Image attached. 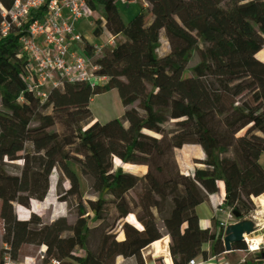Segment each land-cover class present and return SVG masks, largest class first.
<instances>
[{
	"label": "trees",
	"instance_id": "obj_1",
	"mask_svg": "<svg viewBox=\"0 0 264 264\" xmlns=\"http://www.w3.org/2000/svg\"><path fill=\"white\" fill-rule=\"evenodd\" d=\"M114 1L91 0L90 7ZM11 2L0 0V8ZM142 2L144 11L126 23L116 11L95 20V36L115 37L114 50L95 61L106 83L43 87V102L23 81L24 31L0 36V241L7 247L0 248V264L5 253L14 262L26 257L25 246L44 247L43 264H115L118 257L143 264L141 252L152 243L146 232L158 222L178 264L205 262L223 254V229L213 225L206 238L195 208L209 205L221 184L224 207L241 222L254 210L252 199L264 194V61L256 58L264 51V0ZM111 90L123 113L100 124L90 101ZM215 117L229 133L243 131L231 147L208 146L206 128ZM187 145L202 155L183 173L175 152ZM84 147L92 153L84 154ZM14 164L19 172L9 173ZM70 164L96 201L82 202ZM125 166L143 171L133 174ZM52 172L58 200L74 209L75 222L58 217L43 224L33 213L18 219L15 206L29 209L32 201H43ZM63 183L68 188L60 191ZM128 216L139 228L126 222ZM231 250L249 256L243 264H264L253 261L244 242L232 243Z\"/></svg>",
	"mask_w": 264,
	"mask_h": 264
},
{
	"label": "built area",
	"instance_id": "obj_2",
	"mask_svg": "<svg viewBox=\"0 0 264 264\" xmlns=\"http://www.w3.org/2000/svg\"><path fill=\"white\" fill-rule=\"evenodd\" d=\"M90 1L12 0L8 9L0 8L1 37H5L13 29L24 31V35L19 39L24 57L23 81L26 90L35 93L40 102L45 100V95L39 92L43 87L57 88L63 83H79L94 87L106 83V77L98 74L99 67L95 61L103 52L114 50L115 37L106 35L103 38V35H94L95 11L90 7ZM82 27L90 31L89 36L84 33ZM213 215L218 227L223 229V240L227 229L237 221H234L231 211L224 207L222 198H219ZM244 221L246 218L241 220ZM202 230L209 233L211 228L205 225L202 226ZM243 241L246 243L247 253L253 256L255 252L259 255L260 248L264 247L262 244L258 245L254 251L244 238ZM3 248L7 249L6 246ZM44 254L45 248L41 247L37 253L39 260H43ZM223 254L205 262L189 260L186 264H207L211 260L220 264ZM258 260L260 258L254 257V261ZM2 261V264H12L7 253L3 255ZM178 262V257H173V264ZM50 264L59 262L51 260Z\"/></svg>",
	"mask_w": 264,
	"mask_h": 264
},
{
	"label": "rangeland",
	"instance_id": "obj_3",
	"mask_svg": "<svg viewBox=\"0 0 264 264\" xmlns=\"http://www.w3.org/2000/svg\"><path fill=\"white\" fill-rule=\"evenodd\" d=\"M116 11L121 20L123 22L128 21L130 18L135 16L141 11H144V6L141 0H133L131 2H125L123 0H116L114 2H110L108 6L104 9H97L94 14V20H99L101 22L104 21L105 16L107 13ZM83 31L86 35H90V31L84 27ZM81 30V28H80ZM106 35L103 34V38ZM166 47L165 45L162 46V53L165 51ZM256 58L259 61H264V51H261L257 54ZM196 63V58L195 56L192 57L189 67H192ZM92 113L99 118H103L107 114H111L114 118L119 119L122 116L123 113V108L119 102L118 96L116 92H111V93H106L97 96L94 101L90 105ZM264 109V108H263ZM166 128V125L164 126ZM206 134H205V139L207 141V144L209 147H231L235 138H237V135H233L229 133L224 126L221 123V120L219 117H215L207 126L206 128ZM243 131L239 132L238 135H242ZM79 139V134L74 135L73 141H78ZM82 152L84 154H91L92 153V148L90 147H84L82 148ZM201 150L198 146L195 145H187L184 148L177 150L175 152V159L177 161V164L181 170H184L187 166L192 168L194 162L201 157ZM117 164V162H115ZM262 165L264 166V161H262ZM70 169L72 172L76 175L79 183V194L82 199L83 203H86V201H96V196L93 193V191L90 188L89 183L81 176L79 169L76 165L70 164L69 165ZM20 165L19 164H14V165H9L7 167V171L9 173H18L19 172ZM124 169L128 172H131L133 174H137L139 171H143L141 168H134L130 166H125ZM55 181H54V191H53V199L54 202L52 203L51 206L48 207L47 210H41L39 209L38 202L32 201L30 203L29 209H24L18 206H15V214L20 220H25L28 218L30 213H33L36 215L40 221L43 224H48L54 219L58 217H64L66 221L69 224H73L76 220V215L75 211L72 207H68L64 202H60L58 200L59 198V191H58V186H56L57 183V178L56 175L54 174ZM68 188V185L66 183H63L59 189L60 191H65ZM219 200L216 199L214 200V204H217L218 206ZM252 203L254 205V210L246 215L243 218H246V221L244 222H249L251 225V228L253 230V233L250 235H245L248 238L252 237H257L261 236L262 237V245L264 246V223L257 227L256 224L259 223L256 219H261L264 220V212H262L261 208L257 206L256 202L252 199ZM198 207V206H197ZM196 207V208H197ZM195 208V209H196ZM198 216H199V221L203 223L205 219H209V210L205 205L202 207L198 208ZM215 210H212V214ZM211 214V215H212ZM256 218L255 220L253 218ZM212 220L210 219L211 222V230L213 228V225H215L216 230L218 229V223L217 220L215 219L214 215H212ZM242 218V219H243ZM241 219V220H242ZM126 222L133 225L136 228H139L138 223L135 221L133 216H128L126 218ZM237 223H242L238 220ZM211 232V231H210ZM209 232V233H210ZM147 235L152 239V243L156 242L157 240L163 239L165 236H162L155 225V230L148 229L147 230ZM208 232H205V237L207 238L209 235ZM2 235V223L0 221V237ZM122 239V235H118V240ZM165 240V239H164ZM244 242L245 246L246 243ZM159 246L164 250L167 249L169 252V249L171 245H167V241L162 242L159 244ZM3 247V244L0 241V248ZM208 247V243H205V248ZM231 247V245H230ZM247 247V246H246ZM41 246L39 247H34V246H25L23 247V252L26 254V257L19 256L17 261H11L12 264H43L41 260H39V257L37 256L38 251L40 250ZM264 250V247L260 248L259 255H257V252H255V255L253 256L250 254L254 261L255 258H260L264 260V255L261 257L260 252ZM154 252V249H152L149 246H147L145 249L142 250L141 252V259L143 264H146L151 259V256ZM170 253V252H169ZM224 262L222 264H243L249 262V256L244 253L242 256L243 260L241 257H239L235 252L231 250L229 253H224L223 255ZM212 259V258H211ZM173 260V257H172ZM158 264H162L161 259H157ZM46 264H50V261L47 262ZM115 264H131L129 260L123 261L122 258L118 257L115 261Z\"/></svg>",
	"mask_w": 264,
	"mask_h": 264
},
{
	"label": "bare ground",
	"instance_id": "obj_4",
	"mask_svg": "<svg viewBox=\"0 0 264 264\" xmlns=\"http://www.w3.org/2000/svg\"><path fill=\"white\" fill-rule=\"evenodd\" d=\"M55 177H54V173L51 174V176L49 177L48 180V191L46 193L45 198L43 199V201L38 202L39 205V209L41 210H47L49 206L52 205V203L54 202L53 199V191H54V181H55ZM253 200L256 202L257 206L261 208L262 212H264V194L253 198ZM257 221H259V226H261L264 223V220L261 219H256ZM156 227L158 232L162 235L165 236L163 239L161 240H157L156 242H153L150 244V247L152 249H154V252L151 256V259L146 262V264H158L157 259H161L162 260V264H173L172 263V256L170 255V253L168 252L167 249H162L159 244H161L164 241H167V245H172V240L169 237V235L167 234L162 222H158L156 223ZM243 238L247 241L248 244L251 245V248L256 251L257 246L262 244V237L261 236H257V237H252V238H248L246 236H243ZM165 239V240H164ZM44 248V247H43ZM239 257H242L244 255L243 251H236L235 252ZM22 264V263H21Z\"/></svg>",
	"mask_w": 264,
	"mask_h": 264
},
{
	"label": "crops",
	"instance_id": "obj_5",
	"mask_svg": "<svg viewBox=\"0 0 264 264\" xmlns=\"http://www.w3.org/2000/svg\"><path fill=\"white\" fill-rule=\"evenodd\" d=\"M127 22V21H126ZM126 22H124V23H126ZM111 92H116L115 90H111V91H109V92H107V93H111ZM104 94H106V93H104ZM102 95V94H101ZM97 97V96H96ZM96 97H94L91 101H90V105H91V103L94 101V99L96 98ZM90 110H91V108H90ZM91 113H92V111H91ZM92 115H93V118H94V121H96V122H98V123H100V124H103V123H106V122H108L109 120H112V119H117V118H114L111 114H107L106 116H104L103 118H99V117H96L93 113H92ZM238 136V135H237ZM184 148V147H183ZM200 158V157H199ZM262 161H264V154H261L260 155V157H259V164L261 165V167H262V169L264 170V166L262 165ZM190 167L189 166H187L184 170H181L183 173H188V172H190ZM219 194L218 195H213V196H210V198H209V201H210V203H209V205L208 204H205V203H203V204H200L196 209H195V213H196V215H197V217H198V219H199V216H198V208H200V207H202L203 205H205L206 207H207V209L209 210V219H205V221L203 222V223H201L200 221V226L202 227V226H208V228L210 229L211 228V222H210V218L212 217V215L214 214V212H213V214H212V210H215L216 209V207H217V204H214V200H216V199H218L219 200V198H223V195H224V193H223V187H222V185L220 184L219 185ZM218 204H219V202H218ZM212 214V215H211ZM256 218L254 217V220H255ZM200 220V219H199ZM257 225V227H259V223H257L256 224ZM224 262V258H223V260L221 261V263L220 264H222ZM172 263H173V260H172ZM207 264H216V261L215 260H211V261H209Z\"/></svg>",
	"mask_w": 264,
	"mask_h": 264
},
{
	"label": "water",
	"instance_id": "obj_6",
	"mask_svg": "<svg viewBox=\"0 0 264 264\" xmlns=\"http://www.w3.org/2000/svg\"><path fill=\"white\" fill-rule=\"evenodd\" d=\"M52 173L55 174V172H52ZM48 180H49V178H48ZM252 233H253V230H252L251 225H250L249 222L236 223V224L230 226L227 229L226 235H225V237L222 240L223 241V248H224L225 253L231 252L230 245L232 243H235V242L239 243V242L243 241V237H242L243 234L244 235H250ZM262 256L263 255H261V257Z\"/></svg>",
	"mask_w": 264,
	"mask_h": 264
},
{
	"label": "clouds",
	"instance_id": "obj_7",
	"mask_svg": "<svg viewBox=\"0 0 264 264\" xmlns=\"http://www.w3.org/2000/svg\"><path fill=\"white\" fill-rule=\"evenodd\" d=\"M17 216V215H16ZM18 218V217H17ZM19 219V218H18Z\"/></svg>",
	"mask_w": 264,
	"mask_h": 264
}]
</instances>
